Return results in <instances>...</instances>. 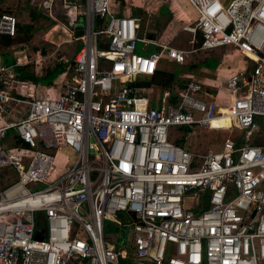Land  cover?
<instances>
[{
  "label": "built area",
  "instance_id": "obj_1",
  "mask_svg": "<svg viewBox=\"0 0 264 264\" xmlns=\"http://www.w3.org/2000/svg\"><path fill=\"white\" fill-rule=\"evenodd\" d=\"M117 1L63 2L71 25L86 22L57 97H38L32 84L28 99L18 97L19 64L0 58V264H264V141L254 142L264 126V0H188L197 16L184 28L202 37L192 50L141 35L142 15L116 14ZM17 24L0 10V34L15 35ZM138 42L156 48L139 53ZM219 47L247 63L221 88L137 83L165 61ZM176 127L186 142L198 128L239 132L199 152L172 138ZM61 148L75 158L47 182ZM6 168L16 175L3 187ZM112 216L128 245L107 234Z\"/></svg>",
  "mask_w": 264,
  "mask_h": 264
},
{
  "label": "crops",
  "instance_id": "obj_2",
  "mask_svg": "<svg viewBox=\"0 0 264 264\" xmlns=\"http://www.w3.org/2000/svg\"><path fill=\"white\" fill-rule=\"evenodd\" d=\"M64 1L65 0H52V6L45 7L43 5V0L39 5L36 6L33 4H31V6H23V4L18 0L16 6L17 9L19 7L21 8V6L24 7V12L22 13L23 16H20V8L18 12L15 13L11 12V9L8 6V12L14 14L18 18L19 23H31L34 26L31 36L26 41L15 42L10 45L6 43H0V58L2 61L8 64H19L17 66V79H19L22 84L16 85L13 93L18 95V97H21L23 100L29 98L28 86L30 84L33 85L36 93L38 92L37 88H41L43 80H46L43 76L46 73L51 74L52 72L55 73L56 71L60 70L59 72H56L58 74L57 76L59 82L54 81V84H50L46 89V94H50L48 97H57L64 83L70 79L68 66L72 61L75 52L82 45V41L77 40L74 37L85 32V27L83 28L81 25L82 23L85 24L86 19L85 16H79L76 26L71 25L68 13H72L73 10L68 11V13L64 12V9L62 8ZM154 1L156 0H149L148 4H152ZM223 1L226 3L229 2V0ZM167 3H169V7L167 8L169 9L168 13H170L171 5L174 3L178 4V1L167 0L162 4L167 6ZM27 7H30V9H27ZM116 7L123 9V13L120 14L133 13V9L125 3V0H119V2L117 1ZM138 8L140 7H135L134 11H136L135 9ZM1 9H3L2 3H0V10ZM162 9L163 7L161 9L157 7L155 10L156 17L159 18V20L164 18L166 15L163 13ZM166 21H169V19ZM95 22L96 25L101 24V21L98 19ZM150 22L151 19L147 22L151 28L148 34L150 38H161L162 41H169L170 44L176 46L173 40L177 35V31L167 34L169 28L171 27L173 30L175 26L171 25L173 21L169 22L167 28L163 29V32L160 31V33L157 31L158 29L156 28V23H151V25ZM175 30H179V28L175 27ZM198 47L200 46L193 48ZM155 48L156 47L153 45L146 47L141 44L137 51L139 53H148ZM230 51L232 50L228 47H219L206 50L198 49L196 51L199 55L197 57L198 60H196L194 64H187L186 61L184 64H177L175 67L179 68V65H188V67L194 71V75L187 74L186 76H183L181 79L183 81L195 79L209 85L212 89L221 88L224 80L229 75H231V73H234L238 70H245L247 68V63L244 56L236 51L242 57V60H239L238 56L235 57ZM28 65L31 66L30 70L32 72L34 71L37 79H21L19 77V67H25ZM39 67L41 69L43 68V70L40 71ZM175 80L179 79L175 78ZM172 84L169 87H171ZM17 109L20 110V113H18L19 116H22L25 111H27L28 105L21 103L18 105ZM116 245L122 247V243L117 244L116 242ZM132 262L135 264V261ZM132 262L130 264H132ZM149 263L150 262H147L146 264Z\"/></svg>",
  "mask_w": 264,
  "mask_h": 264
},
{
  "label": "rangeland",
  "instance_id": "obj_3",
  "mask_svg": "<svg viewBox=\"0 0 264 264\" xmlns=\"http://www.w3.org/2000/svg\"><path fill=\"white\" fill-rule=\"evenodd\" d=\"M17 1L18 0H0V3H2L3 9H8V6H9V8L11 9V12L17 13L20 8L19 7L17 9V6H16ZM19 1L23 4V6H26V5L31 6V4L36 6V5H39L42 0H19ZM148 1L149 0H125V3L133 9L132 10L133 13L140 14L143 17V21L139 25V33L141 35L147 36L149 34L151 28L147 22L150 19H151L150 24L156 23V28L158 29L157 30L158 33H160V31L163 32V29L167 28L169 22L173 21L171 25L173 26L175 25V26L173 30L170 27L167 34H171L172 32L177 31V35L174 37V40H173V42H175V45L178 47L189 49V50H192L193 47L197 46L196 35L199 30L197 29L196 31H193V30H188L184 28L190 22L194 21L195 17L197 16V12L187 0H177L178 4L174 3L171 5L170 13H168L169 9L167 8L169 7L168 6L169 3H167V6H165V4H162L166 2L167 0H156L152 4H148ZM135 7H140L139 8L140 10L135 9L136 11H134ZM157 7H159V9L163 7L162 11L164 14H166L164 18H162L161 20H159V18L156 17L155 10ZM27 9H30V7L29 8L27 7ZM23 10H24V7L21 6L19 10L21 13L20 16H23L22 14L24 12ZM113 10L115 11L116 14L123 13L122 8H118L114 6ZM167 19H169V21H166ZM192 25L194 26V22ZM81 26L84 28L85 24L82 23ZM175 27L179 28V30H175ZM95 28H96V25H95ZM141 44H142L141 42H138L137 50L139 49ZM231 50L232 51L230 52H232V54H234L235 57L238 56V59L242 60V57L240 56V54H238L233 49ZM198 56H199L198 52H192L187 59V64H194L195 61L198 60L197 59ZM176 65H177L176 63L165 61L162 68L171 70L172 72H174L176 74L175 78L179 79L177 81H180V82H183V80H181L183 76H186L187 74L194 75V71L190 69L188 65H179L180 66L179 68L175 67ZM39 70L41 71L43 70V68L41 69L39 67ZM29 72H32V71H29ZM57 75H58L57 73H54V74L46 73L45 75H43L46 80H43L41 88H37L38 92L36 93V95L38 97H46L45 95L47 96L50 95L49 93L46 94V89L48 88L50 84H54V81L59 82ZM141 81H142V78L138 79L137 83L143 85L142 83H140ZM222 125L228 126L229 124L227 123V124H222ZM176 130L177 131L173 132L172 134L173 139H175L177 142L178 141L184 142V144L187 145L189 148H191L193 151L197 150L199 152H207L210 149H217L221 146V143L223 142L225 137H227L228 135L234 136L235 134L239 132V130L235 128L224 129V130L223 129L221 130L210 129L208 127L201 128V129L198 128L196 129V134L190 140L191 142L187 141L189 142L187 143L184 138L178 135L180 131L177 127H176ZM182 131L185 132V130H182ZM11 141H12L11 139H8L7 141L8 144H11ZM261 141H264V126L262 127L260 138L254 140L255 143H259ZM75 155H76L75 152L71 151L68 148L58 149L56 156L53 160V164L48 171L47 182H51L55 180L61 173L66 171L72 164L75 158ZM15 175H16L15 171L12 168H6L2 174V181H3L2 186L5 187L6 185H8L11 182V180L15 178ZM44 186H46V184L42 183L41 186H39V188H42ZM110 218L111 219H107V223H106L107 234L113 239L114 242H117V244L122 243L123 246L125 244L128 245L129 241L127 238H130V236L128 235V232L122 231L120 233L119 229L111 224V221H114L115 217L112 216ZM116 218L123 220L125 223L130 221V216L125 212H120L116 216ZM127 260L131 261V259L121 258L119 264H127ZM132 264H134V262ZM135 264H146V263L135 262ZM149 264H154V263H149Z\"/></svg>",
  "mask_w": 264,
  "mask_h": 264
},
{
  "label": "trees",
  "instance_id": "obj_4",
  "mask_svg": "<svg viewBox=\"0 0 264 264\" xmlns=\"http://www.w3.org/2000/svg\"><path fill=\"white\" fill-rule=\"evenodd\" d=\"M1 10L8 12V9H4V10L1 9ZM33 29H34V26L31 23L21 24L18 22L16 34L15 35L0 34V43H6V44L10 45V44H13L15 42L26 41L31 36V34H32L31 32ZM196 38H197L196 44H197V46H200L202 43V37H201L200 31H198ZM30 68H31L30 65L25 66V67H19V71H20L19 77L21 79H28V78L37 79L34 71H33V73L29 72V71H31ZM17 70H18V67H17ZM59 71L60 70H58L56 72H59ZM51 74H54V72H52ZM175 77H176V74L174 72L164 70V69H159L152 77L144 78V79H142V81L140 83H142L144 86H150L152 84H155V85L160 86L162 89H165L173 83V81L175 80ZM184 129L188 130L189 127H185ZM178 142L181 143V141H178ZM131 262L132 261L127 260V264H130Z\"/></svg>",
  "mask_w": 264,
  "mask_h": 264
},
{
  "label": "water",
  "instance_id": "obj_5",
  "mask_svg": "<svg viewBox=\"0 0 264 264\" xmlns=\"http://www.w3.org/2000/svg\"><path fill=\"white\" fill-rule=\"evenodd\" d=\"M132 216H135V212L134 211H130L129 212ZM39 227L45 231L46 230V221L44 219V217H40V220H39ZM39 237H42L43 235H41V233L38 234Z\"/></svg>",
  "mask_w": 264,
  "mask_h": 264
},
{
  "label": "bare ground",
  "instance_id": "obj_6",
  "mask_svg": "<svg viewBox=\"0 0 264 264\" xmlns=\"http://www.w3.org/2000/svg\"><path fill=\"white\" fill-rule=\"evenodd\" d=\"M222 111L223 112H225L226 111V109L225 108H222ZM219 122L221 123L220 125H222V124H230V119L228 118V117H226V116H223L220 120H219ZM222 126H225V125H222Z\"/></svg>",
  "mask_w": 264,
  "mask_h": 264
}]
</instances>
